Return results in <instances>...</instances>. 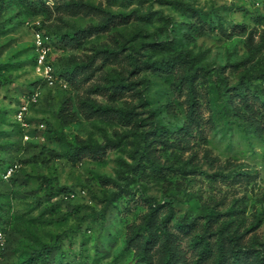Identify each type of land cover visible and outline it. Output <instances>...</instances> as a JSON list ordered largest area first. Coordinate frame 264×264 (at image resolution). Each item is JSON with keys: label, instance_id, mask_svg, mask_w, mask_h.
<instances>
[{"label": "rangeland", "instance_id": "1", "mask_svg": "<svg viewBox=\"0 0 264 264\" xmlns=\"http://www.w3.org/2000/svg\"><path fill=\"white\" fill-rule=\"evenodd\" d=\"M257 1L0 0V172L21 164L0 179L1 264H40L46 247L48 264H213L220 247L232 258L230 233L264 246ZM36 31L53 84L35 64ZM35 89L23 126L14 114ZM67 139L105 153L69 159ZM154 203L158 234L143 249L131 237Z\"/></svg>", "mask_w": 264, "mask_h": 264}, {"label": "trees", "instance_id": "2", "mask_svg": "<svg viewBox=\"0 0 264 264\" xmlns=\"http://www.w3.org/2000/svg\"><path fill=\"white\" fill-rule=\"evenodd\" d=\"M182 10L185 12H191L193 13L195 10L191 7H185L182 5ZM56 73V72H55ZM57 75L62 78L58 73ZM264 75V73H263ZM263 85H264V77L262 78ZM141 98L143 99L144 96L141 95ZM145 100V98H144ZM95 110H103V111H109L112 110V108L97 105L95 107ZM114 110V109H113ZM116 111L124 118L132 119V111L129 109H116ZM67 143V150L64 154L65 157L71 159L74 154H77L79 158L83 157L85 154H90L94 159H101L102 155L105 153V145L99 144V143H90L83 140H76L75 142H71L68 139L66 140ZM16 162L9 163L5 168L0 172V179H3V173L7 169L8 166L11 164H14ZM21 169V167L19 168ZM18 171V170H17ZM17 171L15 173H17ZM13 173L9 178L10 179L13 175ZM159 203L152 204L150 214H148V219L145 224H142L139 228L133 230V236L131 239L136 240L137 242L141 243L143 246V249L148 248V244L150 242H154V236H156L158 233L153 230L151 226V220L150 216L152 213H154L159 208ZM205 217H207L208 220H210L213 216L216 215V213L213 210H208L207 212H204ZM186 225H189L186 223ZM4 232L6 231L3 227H0ZM240 235H236L235 233L228 234V238L231 242V247L229 251L232 253V258H230L222 247L219 248L217 257L215 258L213 264H250L249 258L253 257V263L255 264H264V246L261 248H256L255 246H244L239 245L238 242L240 240ZM196 244L200 245V256L201 258L208 257L211 253V248L208 244V242L203 238V236L197 235L195 237ZM57 249L56 247H46L44 250L46 251V255H50L53 250ZM47 256L44 257L40 264H48L47 263ZM252 263V262H251Z\"/></svg>", "mask_w": 264, "mask_h": 264}, {"label": "built area", "instance_id": "3", "mask_svg": "<svg viewBox=\"0 0 264 264\" xmlns=\"http://www.w3.org/2000/svg\"><path fill=\"white\" fill-rule=\"evenodd\" d=\"M256 6H260L264 9V0L257 1ZM35 42V64L38 71L41 73L43 78L47 80L50 84H53L57 79L55 69L50 61V47L46 37L39 31L34 33ZM67 85L66 83L64 84ZM40 98L39 90H32L28 97L19 104L17 107L14 117L17 122L23 126H27V116L29 114L32 105L37 103ZM43 125V124H42ZM21 164L16 162L7 167L3 173V179L9 178L13 173H15ZM7 245V236L5 232L0 228V264L5 258V250Z\"/></svg>", "mask_w": 264, "mask_h": 264}]
</instances>
